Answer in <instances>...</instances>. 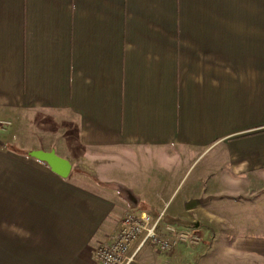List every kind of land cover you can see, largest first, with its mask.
<instances>
[{
  "label": "crops",
  "instance_id": "obj_1",
  "mask_svg": "<svg viewBox=\"0 0 264 264\" xmlns=\"http://www.w3.org/2000/svg\"><path fill=\"white\" fill-rule=\"evenodd\" d=\"M10 116L2 264H99L128 209L200 237L130 264H264V0H0Z\"/></svg>",
  "mask_w": 264,
  "mask_h": 264
},
{
  "label": "built area",
  "instance_id": "obj_2",
  "mask_svg": "<svg viewBox=\"0 0 264 264\" xmlns=\"http://www.w3.org/2000/svg\"><path fill=\"white\" fill-rule=\"evenodd\" d=\"M160 219L161 213L152 218L145 210H126L119 219L112 239L96 246L92 258L99 264H130L144 246L166 253L178 243L193 245L200 240L192 227H161Z\"/></svg>",
  "mask_w": 264,
  "mask_h": 264
},
{
  "label": "rangeland",
  "instance_id": "obj_3",
  "mask_svg": "<svg viewBox=\"0 0 264 264\" xmlns=\"http://www.w3.org/2000/svg\"><path fill=\"white\" fill-rule=\"evenodd\" d=\"M20 147L21 146H20L19 141H18V121H17L16 117L14 118V116H10L7 119L0 118V149L1 150H7V149L19 150L20 151ZM24 152H21V154L27 156V154ZM28 158H30V157H28ZM190 169L186 171L184 177L180 181V184L178 185L177 188L182 189L186 186V184H187V182L191 176ZM192 172H193V170H192ZM122 203L124 205L126 204L124 201H122ZM142 203L143 202L139 201L135 208H140L143 205ZM173 203H174V200L168 201V203L165 206V208L167 207V211H169V209L171 208ZM161 220H162V217H161ZM191 224L192 223L189 222V224H187V225L192 227ZM0 264H2V228H0Z\"/></svg>",
  "mask_w": 264,
  "mask_h": 264
},
{
  "label": "water",
  "instance_id": "obj_4",
  "mask_svg": "<svg viewBox=\"0 0 264 264\" xmlns=\"http://www.w3.org/2000/svg\"><path fill=\"white\" fill-rule=\"evenodd\" d=\"M27 155L46 164L51 172L61 178H65L70 170L69 161L57 156L53 150H30L27 152ZM116 189L122 194L123 198L131 207L136 205L137 198L132 194L129 188H126L122 185H116Z\"/></svg>",
  "mask_w": 264,
  "mask_h": 264
}]
</instances>
